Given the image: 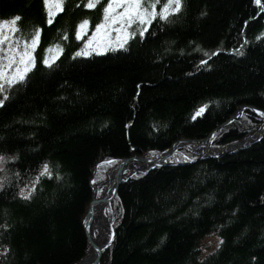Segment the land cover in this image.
<instances>
[{"label": "trees", "instance_id": "16d2710c", "mask_svg": "<svg viewBox=\"0 0 264 264\" xmlns=\"http://www.w3.org/2000/svg\"><path fill=\"white\" fill-rule=\"evenodd\" d=\"M111 1L0 0V26L15 21L17 42L38 31L40 44L37 64L0 89V264L78 262L95 173L212 131L226 146L259 123L247 108L220 127L240 106L264 110L258 0H131L124 45L87 49L78 34ZM49 44L62 52L43 63ZM112 211L100 264H264V137L124 181Z\"/></svg>", "mask_w": 264, "mask_h": 264}, {"label": "rangeland", "instance_id": "374dc122", "mask_svg": "<svg viewBox=\"0 0 264 264\" xmlns=\"http://www.w3.org/2000/svg\"><path fill=\"white\" fill-rule=\"evenodd\" d=\"M130 1L131 0H115L114 2L111 1V3L108 5L107 9L105 10L104 19L102 21V24L98 25L92 31L91 35L90 34L83 35L81 32H79L78 35L81 36V41L83 39L84 46H86L87 49H91L92 51H97L101 48L103 50L107 47L116 48V47H120V46L124 45L125 42H123V41H126L128 39L129 21H133L134 14H135V9L131 5H127ZM10 22L11 23L7 24V26H6V23H3V25L0 26V34L4 29L8 28V30L5 34L7 37L6 41L8 42V40H12L14 43L12 46H9L10 42L7 43V48H6L7 51L5 53H3L2 56H0V89H2L1 86L5 87V86H7L5 84L12 83V81L14 82L16 80V78H17V72H16L17 69L16 68L18 65H21L22 67L28 66V68L33 66V61H32L31 55L26 54V53H30V52L34 53V50H37L36 47L40 48V44H38L39 40L37 37V36H39L38 31H36L32 35V37H29V39H27V40L24 39V40L17 42L16 41L17 36L13 35L14 33L11 32L9 29L11 26H13L15 21L13 22L11 20ZM85 25L87 26V24H85ZM18 45H22V46L17 51L16 46H18ZM42 51H43V58H46V59L49 58V60L52 61V60H55L60 55V53L62 52V48H61V46H59V44L58 45L49 44V45L43 46ZM215 51L212 54L208 55V57L215 56L218 53L217 51H216L217 53ZM34 55L36 56L35 53H34ZM245 109H247V107L246 108L242 107L241 110H237V112L234 114L233 118L235 120L242 119L243 115L245 114ZM251 112L253 113L254 118L258 119V121H260V119L262 117V112L259 111L256 113V112H254V110H251ZM223 126H225L224 123H222L220 127H223ZM213 134L211 136H209V135L207 136L208 142L207 141L204 142V144H208V146H211L212 148L217 146L213 143V141H215ZM196 140H198V139H196ZM232 144L233 143H231L230 146ZM223 149H225V148H223ZM141 156L147 157V158H153V157H148L146 155H140V157ZM192 156H193V159H190V157H192ZM214 156L219 157L218 155H209V156L200 155V154L197 155L195 152L182 147L181 149L176 150L172 155H170L168 161L178 162V164H184L186 162H190V161H193L196 159H202L204 157L208 158V157H214ZM138 157H139V155H138ZM104 162L109 163L107 161H104ZM5 163H6V158L0 156V189H2V187L4 186V184L6 182L5 176L3 177V169L5 166ZM112 168H114V166ZM94 173H95V171H94ZM95 175H96V173L93 175V178L91 180L92 193L93 194H94L95 186H99L100 184L103 183V180H104V179H102V180L98 179L97 176H95ZM103 192H104V187H102L100 189L99 193H101V195H102ZM111 195H110V197H111ZM110 197L107 199L102 198V197L101 198L105 199L109 202V206L106 209V212L110 216V218L112 219L111 223L113 224L114 223V214L112 211V201L110 200ZM87 209H89V208H87ZM82 223H83V227H84V233H85L86 238H87V232L85 229L84 218L82 219ZM112 235L115 237V232L112 233ZM114 237H113L112 241H109L104 247H101V254L99 257L102 258L104 252L110 248L111 244L114 241ZM208 242L211 243L210 239L208 240ZM88 250H89V248H88ZM88 250H87L86 254L84 255V257L81 260H79L78 262H80L86 258ZM96 257H97V255H96ZM78 262H76V263H78ZM76 263H74V264H76Z\"/></svg>", "mask_w": 264, "mask_h": 264}, {"label": "bare ground", "instance_id": "6f19581e", "mask_svg": "<svg viewBox=\"0 0 264 264\" xmlns=\"http://www.w3.org/2000/svg\"><path fill=\"white\" fill-rule=\"evenodd\" d=\"M7 37L5 34L1 32L0 34V56L3 55L7 50ZM26 41V40H25ZM23 45V44H22ZM22 45L16 46L17 51ZM24 48V47H23ZM225 52V50H223ZM30 54L33 61V66L37 64V57L34 55L33 52L26 53ZM48 59H44L43 63L49 62ZM32 66V67H33ZM32 67L28 68L22 67L21 65L17 66V80L20 81V78L22 77V74L25 73V71L31 69ZM240 108V107H239ZM258 109V108H257ZM236 113V112H235ZM233 113L225 122L224 125L234 124L238 121L233 118ZM224 127V126H223ZM214 133V132H213ZM210 132L208 135L211 136L213 134ZM214 135V134H213ZM264 135V114H262V117L258 124L250 127H246L238 141H235L231 147H235L236 145L244 146L246 144H249L251 142H256L257 138ZM207 139L202 140H191L188 138L180 139L177 141H173L172 143L168 144L167 146H164L163 149H161L155 159L162 161L164 166L169 164L171 161H168L169 156L172 155L176 150L183 148H186L188 150H191L195 152L197 155H224L230 147L223 149V147H211L208 146V144H204ZM208 142V141H207ZM238 143V144H237ZM221 153V154H220ZM157 160H154L153 158H147L143 156H139L137 158H133L129 160L124 167L122 168V180H135L137 177L140 176L141 172L143 170L148 169L152 166V163H156ZM103 164V163H100ZM117 170V169H116ZM115 170V171H116ZM111 169L105 173V178L103 180V183L99 186H95L94 188V194L91 196L90 202H92V209L91 211L86 210V212L83 215V218L85 220V229L87 232V244H88V253L86 255V258L81 264H100L102 261V258L99 257L97 259L96 255L98 251L96 250L97 247L101 249V247H104L109 241H111L112 238V228H111V221L112 219L107 214L106 209L109 206V202L102 198H109L112 192L114 191V188L118 181V176H115V171L110 174ZM5 173V172H4ZM108 181V182H107ZM106 182V183H105ZM100 183V182H99ZM104 187V192L99 193L100 189ZM102 198H101V197Z\"/></svg>", "mask_w": 264, "mask_h": 264}, {"label": "water", "instance_id": "95a60500", "mask_svg": "<svg viewBox=\"0 0 264 264\" xmlns=\"http://www.w3.org/2000/svg\"><path fill=\"white\" fill-rule=\"evenodd\" d=\"M261 4H262V6H263V3L261 2ZM217 52H223V50H220V49H218V50H216ZM215 51V52H216ZM216 52V53H217ZM229 53V52H228ZM245 108L246 106H240V108L238 109V110H241V108ZM250 108L252 109V110H254V112H259L260 110H258L256 107H252V106H250ZM262 114H264V112L262 111ZM233 117H234V115H233ZM264 136V135H263ZM262 136V137H263ZM207 139V138H206ZM198 141V140H197ZM240 142V141H239ZM238 144V143H237ZM229 149L226 151V152H224V153H229V152H232V151H234V150H236L237 148H239L237 145L235 146V147H231L230 145H229ZM137 157V155L136 154H133L132 156H130V157H128V158H123L120 162H119V164L117 165V166H115L113 169H111V171H110V174L111 173H113L116 169V171H115V176L117 177L118 176V181H117V184H116V186H115V188H114V191L112 192V195H111V197H110V200H113V198L115 197V195H116V193H117V189H118V187H119V185L123 182V181H125V180H122L121 178H122V172H121V170H122V168L124 167V165L129 161V160H131V159H133V158H136ZM154 160L156 161L157 159H155L154 158ZM160 162H162V161H159V160H157V162L156 163H152V166L151 167H149L148 169H146V170H143V173L144 172H146V171H148V170H150L151 168H153L154 166H158V165H162V163H160ZM101 178V177H100ZM99 178V179H100ZM90 209L88 210V211H91V209H92V202H90L89 203V206H88ZM112 225V224H111ZM112 232L114 233V228L112 227ZM114 235V234H113ZM112 235V238H111V241L113 240V236ZM97 250H98V253H97V259L99 258V256H100V254H101V249L99 248V247H97L96 248ZM84 260H82V261H80V262H78V263H76V264H81L82 262H83Z\"/></svg>", "mask_w": 264, "mask_h": 264}]
</instances>
